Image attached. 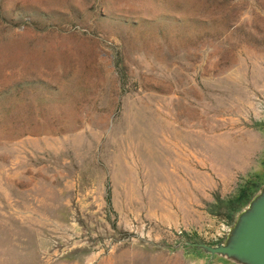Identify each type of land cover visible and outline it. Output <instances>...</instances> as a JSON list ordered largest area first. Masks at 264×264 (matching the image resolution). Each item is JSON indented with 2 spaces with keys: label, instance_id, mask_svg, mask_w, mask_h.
Instances as JSON below:
<instances>
[{
  "label": "rangeland",
  "instance_id": "rangeland-1",
  "mask_svg": "<svg viewBox=\"0 0 264 264\" xmlns=\"http://www.w3.org/2000/svg\"><path fill=\"white\" fill-rule=\"evenodd\" d=\"M263 173L264 0H0V264H206Z\"/></svg>",
  "mask_w": 264,
  "mask_h": 264
},
{
  "label": "water",
  "instance_id": "water-1",
  "mask_svg": "<svg viewBox=\"0 0 264 264\" xmlns=\"http://www.w3.org/2000/svg\"><path fill=\"white\" fill-rule=\"evenodd\" d=\"M248 193L209 240H186L174 249L189 250L206 264H264V173Z\"/></svg>",
  "mask_w": 264,
  "mask_h": 264
},
{
  "label": "trees",
  "instance_id": "trees-1",
  "mask_svg": "<svg viewBox=\"0 0 264 264\" xmlns=\"http://www.w3.org/2000/svg\"><path fill=\"white\" fill-rule=\"evenodd\" d=\"M248 190H246V189H241L240 191H239V194H238V196L233 200V201H230V202H227V206H229V205H232V208H234L235 206V208H237L241 203H243V202H245L247 199H248ZM223 202H221V204H222Z\"/></svg>",
  "mask_w": 264,
  "mask_h": 264
}]
</instances>
